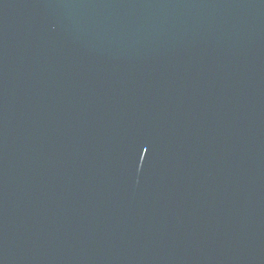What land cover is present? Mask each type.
I'll return each mask as SVG.
<instances>
[{
	"label": "water",
	"instance_id": "obj_1",
	"mask_svg": "<svg viewBox=\"0 0 264 264\" xmlns=\"http://www.w3.org/2000/svg\"><path fill=\"white\" fill-rule=\"evenodd\" d=\"M0 264H264V0H0Z\"/></svg>",
	"mask_w": 264,
	"mask_h": 264
}]
</instances>
